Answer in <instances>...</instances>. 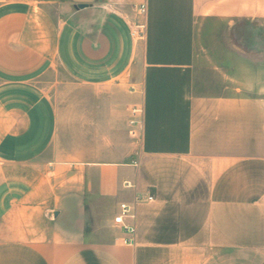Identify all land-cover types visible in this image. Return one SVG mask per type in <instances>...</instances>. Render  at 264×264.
<instances>
[{
    "label": "crops",
    "instance_id": "0c3cea01",
    "mask_svg": "<svg viewBox=\"0 0 264 264\" xmlns=\"http://www.w3.org/2000/svg\"><path fill=\"white\" fill-rule=\"evenodd\" d=\"M0 264H264V0H0Z\"/></svg>",
    "mask_w": 264,
    "mask_h": 264
},
{
    "label": "built area",
    "instance_id": "2783aa9c",
    "mask_svg": "<svg viewBox=\"0 0 264 264\" xmlns=\"http://www.w3.org/2000/svg\"><path fill=\"white\" fill-rule=\"evenodd\" d=\"M139 11L142 15H145L147 12V3L142 2ZM133 35L143 38L145 33V23L139 22L135 24L133 31ZM132 116L130 118V123L132 125H140L142 123V117H143V108L140 105H134L131 110ZM129 185L130 183L127 182ZM141 199L140 196L136 197V200ZM148 200H153L154 195L149 194L147 195ZM136 217L135 213V206L133 204H130L128 202H121L119 211L114 216V223L119 225L124 231L128 233H135L136 226L134 224V219ZM126 242H131V239L125 238Z\"/></svg>",
    "mask_w": 264,
    "mask_h": 264
},
{
    "label": "rangeland",
    "instance_id": "374dc122",
    "mask_svg": "<svg viewBox=\"0 0 264 264\" xmlns=\"http://www.w3.org/2000/svg\"><path fill=\"white\" fill-rule=\"evenodd\" d=\"M57 76V74L54 75V78ZM63 88V91L62 92H59L58 93V96L59 98H62V97H68V90H64V87ZM54 90V89H53ZM55 93V92H54ZM68 99V98H67ZM65 102H61V104H64ZM67 103V102H66Z\"/></svg>",
    "mask_w": 264,
    "mask_h": 264
},
{
    "label": "water",
    "instance_id": "95a60500",
    "mask_svg": "<svg viewBox=\"0 0 264 264\" xmlns=\"http://www.w3.org/2000/svg\"><path fill=\"white\" fill-rule=\"evenodd\" d=\"M82 7L84 6V5H81Z\"/></svg>",
    "mask_w": 264,
    "mask_h": 264
}]
</instances>
